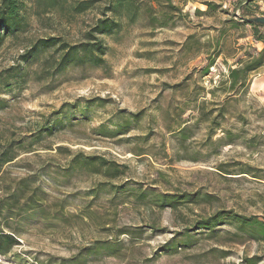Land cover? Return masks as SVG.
<instances>
[{"label":"rangeland","instance_id":"obj_1","mask_svg":"<svg viewBox=\"0 0 264 264\" xmlns=\"http://www.w3.org/2000/svg\"><path fill=\"white\" fill-rule=\"evenodd\" d=\"M31 1L22 0L24 32L0 47V152L15 151L0 174V199L35 177L48 216L25 221L19 245L0 255V264H264V242L237 238L227 224L213 236L190 232L187 247L164 248L219 211L264 221V66L243 88L232 90L228 79L239 60L264 48V28L255 35L237 17L244 0H210V11L193 0H142L133 21L109 13L111 0H65L49 10ZM79 2L90 8L75 14ZM250 8L264 16L262 1ZM104 18L118 28L97 37L100 66L56 74L55 46L42 49L24 76L10 72L37 41L85 43ZM89 103L83 113L68 114L70 126L29 149L54 113ZM79 153L115 163L123 174L72 172ZM153 192L211 198L161 209ZM107 244L118 247L99 249Z\"/></svg>","mask_w":264,"mask_h":264},{"label":"trees","instance_id":"obj_2","mask_svg":"<svg viewBox=\"0 0 264 264\" xmlns=\"http://www.w3.org/2000/svg\"><path fill=\"white\" fill-rule=\"evenodd\" d=\"M65 0H32V8L34 5L37 7L44 8L45 10L55 9L64 4ZM142 0H111L108 12L115 17H120L124 13V17H128L130 21H133L136 12L140 9ZM155 3H159V0H149ZM195 2H202L201 4L206 6L207 11L216 8L210 0H193ZM220 3L225 0H216ZM264 0H244V5H240L238 8L241 12V16H254L251 11L250 5L253 2ZM88 2H79L75 5L73 12L75 14H82L89 9ZM22 0H0V47L2 43L7 38H18L21 33L24 32L27 22L24 15L21 13ZM105 16V14H104ZM240 19V18H239ZM241 20V19H240ZM244 24H247L253 28L254 34H257L259 28H264L263 25L253 24L241 20ZM118 28V23L115 20H110L104 18L103 20H98L93 28H91L88 33L84 35L85 43L71 46L68 43L61 42L56 38H48L37 41V43L30 48L28 52L21 56V64L16 68L11 69L10 72H15V75L24 76L27 66L35 61V56L41 50L47 51L49 48L55 46L58 47L59 56L54 64L56 74H62L64 70L68 67L81 68L85 64H90L92 67H98L104 63L102 59V54L104 52V47L102 41L97 37L108 36L114 34L115 30ZM257 41H261L258 37ZM26 65V67H25ZM238 67L231 69L228 74V79L230 82V87L243 88L245 87L248 75L250 72L264 66V48L257 53L255 57H249L247 61L239 60L237 62ZM10 76H14L11 74ZM16 77V76H14ZM1 84V83H0ZM0 99V104H2ZM89 105L84 107L66 106V111H59L53 115L56 118L52 121L49 119L44 122L43 125L38 130V134L32 137L29 144V149L37 143V141L44 139L45 137L51 136L53 133L62 130L63 128L70 126L72 121L70 119V112L83 113L88 108ZM206 116V115H205ZM207 117V116H206ZM206 120V119H205ZM123 128H127L124 126ZM15 151L13 148L6 147L0 152V174L2 168L12 162L14 158ZM71 171L78 169L81 171H86L92 175H103L109 179H116L123 174V171L115 163L109 162L99 156H84L79 153L75 155L70 162ZM35 177L23 179L18 183V185L9 191L6 199H0V255L8 254L12 251L15 246L19 245L17 241V236L20 234L21 225L33 217L38 215L44 221L47 220L46 213L43 210V206L36 195V189L33 188V183L35 182ZM139 198L145 197V191L139 193ZM154 200V204L159 206L161 209L170 208L176 209L178 204L190 203L194 205H199L202 202L208 203L210 201V196L201 195L200 193H194L191 195H177L169 196L162 195L153 192L150 194ZM23 199V203L21 200ZM3 222V223H2ZM227 224L229 227L233 228L234 236L237 238L252 240L257 243L264 242V221H259L257 218H246L244 216L237 215L229 211H219L208 219H201L194 223L187 231H185L183 236V241L174 244L171 242L167 244L164 248L165 250H175V248H184L193 242L190 232L201 231L208 234V236H213L215 234V229L219 226ZM5 229L7 231H5ZM179 246H178V245ZM118 246L116 245H103L99 249L103 250H116ZM90 251H94L93 249ZM256 263L252 260L250 264Z\"/></svg>","mask_w":264,"mask_h":264},{"label":"water","instance_id":"obj_3","mask_svg":"<svg viewBox=\"0 0 264 264\" xmlns=\"http://www.w3.org/2000/svg\"><path fill=\"white\" fill-rule=\"evenodd\" d=\"M237 17L240 18L243 21L264 26V16H258V15L241 16V15H237Z\"/></svg>","mask_w":264,"mask_h":264}]
</instances>
